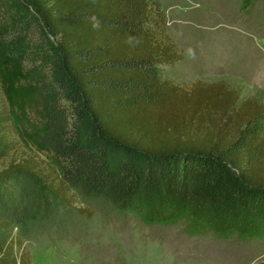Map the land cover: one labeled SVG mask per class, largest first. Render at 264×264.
Returning a JSON list of instances; mask_svg holds the SVG:
<instances>
[{
	"label": "trees",
	"instance_id": "trees-1",
	"mask_svg": "<svg viewBox=\"0 0 264 264\" xmlns=\"http://www.w3.org/2000/svg\"><path fill=\"white\" fill-rule=\"evenodd\" d=\"M0 46L45 95L53 161L0 170V264H33L26 240L87 212L77 197L151 220L191 206L264 235V108L224 82L187 91L165 75L184 55L158 0H0ZM16 146L2 95L0 159Z\"/></svg>",
	"mask_w": 264,
	"mask_h": 264
},
{
	"label": "rangeland",
	"instance_id": "rangeland-1",
	"mask_svg": "<svg viewBox=\"0 0 264 264\" xmlns=\"http://www.w3.org/2000/svg\"><path fill=\"white\" fill-rule=\"evenodd\" d=\"M184 59L165 75L191 90L196 81L224 82L241 99L264 108V0H158ZM22 65L0 46V96L9 104L16 149L0 159L32 161L52 171L43 144L45 95L25 78ZM261 123L264 126V110ZM197 133L198 130L193 128ZM46 168V169H45ZM70 219L32 233L25 244L33 264H255L264 261V235L219 230L207 213L187 206L151 220L119 213L101 201L76 198Z\"/></svg>",
	"mask_w": 264,
	"mask_h": 264
}]
</instances>
